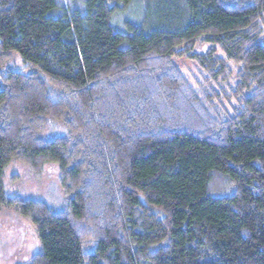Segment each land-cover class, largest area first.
I'll use <instances>...</instances> for the list:
<instances>
[{"label":"trees","instance_id":"1","mask_svg":"<svg viewBox=\"0 0 264 264\" xmlns=\"http://www.w3.org/2000/svg\"><path fill=\"white\" fill-rule=\"evenodd\" d=\"M12 53L0 212L28 264H264V0H0ZM15 163L55 167L61 204L9 194Z\"/></svg>","mask_w":264,"mask_h":264},{"label":"rangeland","instance_id":"2","mask_svg":"<svg viewBox=\"0 0 264 264\" xmlns=\"http://www.w3.org/2000/svg\"><path fill=\"white\" fill-rule=\"evenodd\" d=\"M140 9L139 4H132L124 13V17L135 19ZM205 50L206 46L198 48L200 52ZM174 62L193 86L197 84L196 81H201L200 71L189 60L179 58ZM19 67V55L12 53L8 63L0 67V75L10 68ZM5 186L11 195L36 198L56 207L64 198V193L58 184L56 168L53 166H46L41 174L35 175L26 166L15 163L7 170ZM39 251L40 242L30 220L15 210H2L0 212V264H28Z\"/></svg>","mask_w":264,"mask_h":264}]
</instances>
